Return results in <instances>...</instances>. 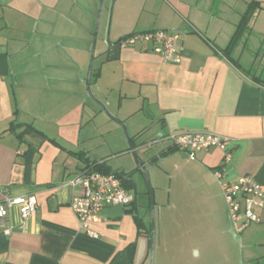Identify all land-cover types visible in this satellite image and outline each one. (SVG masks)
Instances as JSON below:
<instances>
[{
  "label": "crops",
  "instance_id": "0c3cea01",
  "mask_svg": "<svg viewBox=\"0 0 264 264\" xmlns=\"http://www.w3.org/2000/svg\"><path fill=\"white\" fill-rule=\"evenodd\" d=\"M96 1L0 0V199L4 193L33 195L37 202L24 223L15 207L8 210L12 229L5 234L0 224V264H133L147 253L148 206L133 192L131 174L123 186L133 200L106 205L89 223L97 238L78 229L69 205L79 188L67 180L80 168L123 171L81 138ZM250 3L256 9L232 39ZM231 4L115 0L108 44L91 67L95 93L117 92L115 115L134 134H148L145 141L187 131L230 137L229 161L215 148L189 159L168 140L156 143L154 157L174 161V177L191 209L201 194L209 204L223 196L214 168L228 182L253 176L264 190V0ZM151 29L179 35V62L162 61L149 43H117ZM253 210L264 218V210ZM253 224L236 231L240 259L225 256L228 263L264 264V225Z\"/></svg>",
  "mask_w": 264,
  "mask_h": 264
},
{
  "label": "rangeland",
  "instance_id": "374dc122",
  "mask_svg": "<svg viewBox=\"0 0 264 264\" xmlns=\"http://www.w3.org/2000/svg\"><path fill=\"white\" fill-rule=\"evenodd\" d=\"M114 2L115 0H102L94 57L108 44ZM229 4L232 5L231 0H229ZM97 8L98 0L96 1L93 18V29L96 22ZM229 13L232 14V11L229 10ZM261 28L264 29V25ZM92 36L93 31L87 55V67ZM86 75L87 70L86 73L84 72V78ZM89 87L94 98L103 103L108 114L94 98L86 94L87 105L84 110V122L81 129V138L86 140L84 146L92 148L113 169L131 172L130 174L135 183L133 192L148 205V185L143 174L138 170H134V159L128 149L122 127L109 116L111 115L122 121L115 115L119 102L118 94L107 89L103 90L102 93H95L90 80ZM122 122L126 126L128 135L133 137L138 155L145 161L151 157L154 159L147 164L154 197V264H234L233 259H230L228 263L225 256H238L240 259L241 241H235L232 244L230 241H234L233 237L225 231L226 213L228 211L223 196H220V198L213 197L212 203L209 204L201 194L195 200L197 201L196 205L191 209L192 207L187 204V194L182 196L181 186L177 182V178L174 177H177L178 171L175 170L174 161L172 159L161 161L160 158L154 157L156 144L146 145L148 141L145 140H147L148 134H134L133 129L128 128L125 121ZM78 135L79 133L76 134V136ZM143 142L146 143L143 144ZM176 151L180 153L179 150ZM146 221L150 226V211L147 212ZM252 223H254L253 226L264 225V223ZM236 244L238 250L234 251L233 247ZM143 257V264H149L148 258L145 259V254ZM143 261L139 259L133 264H141Z\"/></svg>",
  "mask_w": 264,
  "mask_h": 264
},
{
  "label": "built area",
  "instance_id": "2783aa9c",
  "mask_svg": "<svg viewBox=\"0 0 264 264\" xmlns=\"http://www.w3.org/2000/svg\"><path fill=\"white\" fill-rule=\"evenodd\" d=\"M178 41L179 35L174 31L151 29L126 34L117 43L120 46L149 43L162 61L177 63L180 61L181 50ZM163 140H168L173 147L185 152L189 159H195L197 152L210 148L223 151L224 161L230 159L228 146L231 139L227 135L210 131L170 132L148 141L146 145L151 146ZM212 172L220 186L235 231L250 222H264V218L253 210L255 207L264 210V190L253 176L245 174L235 182H228L224 180L225 175L220 168H214ZM67 183L79 188L72 195L69 205L77 219L78 229L90 237H98L89 223L98 221L106 205H126L133 200V195L124 188L122 176L118 172L103 173L84 166ZM36 206L33 195L9 196L4 193L0 199L2 231L5 234L11 232L12 226L5 221L11 207L18 210L21 222L24 223L34 213Z\"/></svg>",
  "mask_w": 264,
  "mask_h": 264
},
{
  "label": "water",
  "instance_id": "95a60500",
  "mask_svg": "<svg viewBox=\"0 0 264 264\" xmlns=\"http://www.w3.org/2000/svg\"><path fill=\"white\" fill-rule=\"evenodd\" d=\"M101 6H102V0H98V10H97V16H96V22L94 26V31H93V36H92V43H91V48H90V55H89V61H88V67H87V75L85 77V88H86V94L89 95L91 98H94L90 87H89V80H90V74H91V67H92V61L94 58V49H95V42H96V34L98 30V22H99V17H100V11H101ZM94 100L100 105V107L108 114V111L106 110L105 106L103 103H101L99 100L95 99ZM112 119H114L123 129V133L125 136V139L128 144V148L132 153L135 167L134 170L140 171L144 179L148 185V192H149V211H150V236H149V248L147 251L148 255V262L149 264H154V248H155V229H154V197H153V189L150 183V176L148 173V162H152L153 158H149L147 161L143 160L137 153L136 148L134 143L131 141L130 136L127 133V129L125 124L118 120L117 118L109 115ZM129 175L131 172H127ZM129 179V176L126 177ZM227 219V232L233 237L234 241L238 242L239 237L236 231L233 228L232 222L230 220L229 214L226 213Z\"/></svg>",
  "mask_w": 264,
  "mask_h": 264
},
{
  "label": "trees",
  "instance_id": "16d2710c",
  "mask_svg": "<svg viewBox=\"0 0 264 264\" xmlns=\"http://www.w3.org/2000/svg\"><path fill=\"white\" fill-rule=\"evenodd\" d=\"M256 8H255V6L253 5V3H250L248 6H247V8H246V10H245V12L242 14V16H241V20H240V23H239V26H238V29H237V31L234 33V36L232 37V39H234L235 38V35L236 34H238V32L243 28V27H245L247 24H248V21H249V19H250V17L253 15V12H254V10H255ZM121 39V38H120ZM119 39V40H120ZM118 40V41H119ZM175 148V147H174ZM176 149V148H175ZM97 166L98 165H96V168L94 167V165L93 166H91L93 169H95V170H98V171H100L99 169L100 168H97ZM103 171V173H106V171L107 170H101L100 172H102ZM120 174H121V176L123 177V179H122V183H123V185H124V182L125 181H131L130 179H127L126 177L129 175L127 172H123V171H121V172H119ZM148 209H147V212L149 211V203H148ZM139 220V219H138ZM139 224H141V225H143L142 223H141V221H139ZM149 231H150V226H149V224L146 226L145 225V233H147V236L149 237L150 236V233H149ZM149 239V238H148ZM148 248H149V240H148V247H147V251H148ZM131 256H133V253H132V255ZM148 258V255H147V253H146V255H145V259H147ZM132 260V258L130 259V261ZM132 262V261H131Z\"/></svg>",
  "mask_w": 264,
  "mask_h": 264
}]
</instances>
